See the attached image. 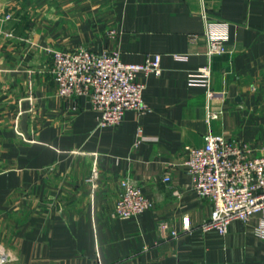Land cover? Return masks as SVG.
Segmentation results:
<instances>
[{
  "label": "crops",
  "instance_id": "obj_1",
  "mask_svg": "<svg viewBox=\"0 0 264 264\" xmlns=\"http://www.w3.org/2000/svg\"><path fill=\"white\" fill-rule=\"evenodd\" d=\"M209 28L225 30L224 53L207 55ZM78 47L125 62L160 54V75H137L148 109L98 127L87 97L74 108L59 97L51 50ZM207 63L211 96L188 81ZM207 132L264 143V0H0L3 264H264L253 232L264 210L224 234L200 228L211 203L193 190L182 149ZM122 178L150 210L112 217Z\"/></svg>",
  "mask_w": 264,
  "mask_h": 264
},
{
  "label": "built area",
  "instance_id": "obj_2",
  "mask_svg": "<svg viewBox=\"0 0 264 264\" xmlns=\"http://www.w3.org/2000/svg\"><path fill=\"white\" fill-rule=\"evenodd\" d=\"M224 32L223 28L217 32L209 28V57L226 51ZM51 58L56 94L68 98L73 108L78 97H87L98 112V127L119 125L128 110L145 112L148 109L143 100L145 84L137 75L139 72L160 75L162 71L160 54L149 55L142 62H125L118 50L78 47L52 49ZM188 78L190 84L205 86L208 96L212 95L210 63L190 72ZM182 151L193 190L211 203L210 214L201 224V230L215 229L224 234L231 222L246 221L252 214L264 210V143L254 147L236 138L207 132L200 146L184 145ZM96 177L97 171L93 169L91 179ZM169 179L168 175L163 177L165 182ZM153 205L138 186L122 178L111 214L114 218L128 219L150 210ZM182 227L190 229L188 216L182 217ZM159 229L173 237L178 234L165 220L159 221ZM253 232L264 239V220ZM4 262V253L0 250V264Z\"/></svg>",
  "mask_w": 264,
  "mask_h": 264
}]
</instances>
